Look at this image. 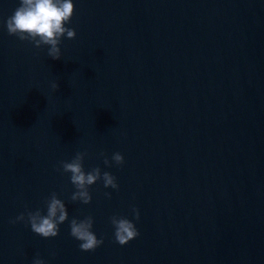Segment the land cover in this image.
Returning <instances> with one entry per match:
<instances>
[{
  "label": "water",
  "instance_id": "obj_1",
  "mask_svg": "<svg viewBox=\"0 0 264 264\" xmlns=\"http://www.w3.org/2000/svg\"><path fill=\"white\" fill-rule=\"evenodd\" d=\"M18 6L0 0V264H264V0H74L59 60L8 34ZM77 152L119 189L73 202L57 168ZM53 192L57 237L10 223ZM112 215L139 236L116 243ZM86 216L89 252L69 228Z\"/></svg>",
  "mask_w": 264,
  "mask_h": 264
},
{
  "label": "clouds",
  "instance_id": "obj_2",
  "mask_svg": "<svg viewBox=\"0 0 264 264\" xmlns=\"http://www.w3.org/2000/svg\"><path fill=\"white\" fill-rule=\"evenodd\" d=\"M74 15V0H19V6L14 10L5 22L9 35L16 36L21 41H28L36 48L47 47V54L53 60L61 59L60 44L62 39H75L76 31L67 27ZM59 85L51 83V89L56 91ZM103 155V154H101ZM85 152H77L70 161H61L57 171L62 174H69L71 184L75 191L71 195L73 202H80L84 205L90 204L92 195L90 187L98 181L103 186L114 190L119 189L116 177L110 172L103 171L96 167L86 171L83 167ZM124 163V157L116 152L111 160L104 157V164L107 167ZM105 195L111 198V193ZM132 212L136 221L140 218L138 209L133 208ZM69 221V211L65 202L53 192L44 201L43 208L26 210L10 221L12 224L24 223L30 230L45 239L55 238L59 235L60 225ZM110 224L113 228L115 242L121 246L139 236L136 223L120 215H112ZM94 219L92 216L83 218H72L69 222L70 235L79 242L82 251H94L104 241L99 239L93 231ZM55 256V252L51 253ZM31 264H47L37 253Z\"/></svg>",
  "mask_w": 264,
  "mask_h": 264
}]
</instances>
